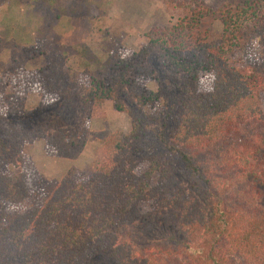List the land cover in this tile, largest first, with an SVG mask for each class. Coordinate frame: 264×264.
Masks as SVG:
<instances>
[{
    "label": "trees",
    "instance_id": "trees-1",
    "mask_svg": "<svg viewBox=\"0 0 264 264\" xmlns=\"http://www.w3.org/2000/svg\"><path fill=\"white\" fill-rule=\"evenodd\" d=\"M168 4L184 15L152 29L138 53L102 61L85 47L82 82L68 79L62 58L36 53L42 67L20 79L42 97L34 111L26 86L0 93V264H264V64L235 62L253 38L264 43V0ZM209 74L213 89L201 93ZM106 101L130 133L92 134L90 177L69 173L42 198L19 137L42 136L76 161L91 133L75 117L91 119Z\"/></svg>",
    "mask_w": 264,
    "mask_h": 264
},
{
    "label": "rangeland",
    "instance_id": "rangeland-1",
    "mask_svg": "<svg viewBox=\"0 0 264 264\" xmlns=\"http://www.w3.org/2000/svg\"><path fill=\"white\" fill-rule=\"evenodd\" d=\"M53 1L66 5L65 12H60V5L56 7ZM223 1L204 0L214 10ZM183 15L184 10L170 6L168 0H0V93L14 94L19 89L16 84L26 86L25 110L34 111L41 104L42 97L36 88L21 83L20 79L42 67V60L36 53L55 54L62 58L68 79L82 82L78 76L89 64L82 58L85 47L91 50L95 59L102 61L116 50L129 56L147 45L146 35L152 29L174 24ZM222 29L218 20L212 23V44L219 43ZM260 37L253 38L245 54L235 59L236 63L264 64V43ZM203 79L201 93L211 92L212 75ZM148 87L157 90L154 81ZM262 104L264 110V95ZM113 105L111 101L104 102L102 109L95 111L91 119L80 121L78 116L75 117L77 126L91 133L85 150L76 161L60 158L46 145L42 136L32 141L19 137L17 146L24 163L30 167L31 173H37L41 178L38 191L42 198L69 173L80 181L90 177L99 153L92 134L104 131L130 133L129 117L117 113ZM74 109L78 110L76 106ZM153 112L147 111L149 115L157 116L159 109ZM4 127L1 126L2 133L7 135ZM150 130L156 133V123ZM16 162V168L11 167L13 174L18 173L23 164L18 157ZM146 169L142 167L139 173Z\"/></svg>",
    "mask_w": 264,
    "mask_h": 264
}]
</instances>
